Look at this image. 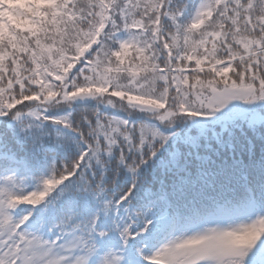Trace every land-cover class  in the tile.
<instances>
[{
	"label": "snow or ice",
	"instance_id": "6c2138e0",
	"mask_svg": "<svg viewBox=\"0 0 264 264\" xmlns=\"http://www.w3.org/2000/svg\"><path fill=\"white\" fill-rule=\"evenodd\" d=\"M0 264H264V0H0Z\"/></svg>",
	"mask_w": 264,
	"mask_h": 264
}]
</instances>
